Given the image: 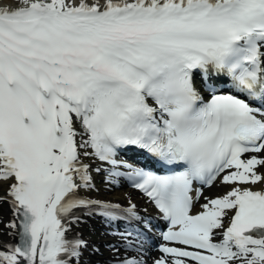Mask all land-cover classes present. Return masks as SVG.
<instances>
[{"label": "snow or ice", "instance_id": "6c2138e0", "mask_svg": "<svg viewBox=\"0 0 264 264\" xmlns=\"http://www.w3.org/2000/svg\"><path fill=\"white\" fill-rule=\"evenodd\" d=\"M18 3L0 7V264H90L72 233L93 215L126 223L116 264H148L155 225L136 205L82 195L92 158L128 168L105 182L127 175L166 222L151 264H264L249 187L264 182V0ZM128 151L166 174L116 159ZM217 178L228 191L192 214L194 185Z\"/></svg>", "mask_w": 264, "mask_h": 264}, {"label": "bare ground", "instance_id": "6f19581e", "mask_svg": "<svg viewBox=\"0 0 264 264\" xmlns=\"http://www.w3.org/2000/svg\"><path fill=\"white\" fill-rule=\"evenodd\" d=\"M10 1H11V0H9L8 3H10ZM92 164H93L94 167L97 166L96 163H94V162H92ZM259 171H260L261 173H264V168H260ZM257 185H260L262 188H264V183H263V182H262V183H259V184H257ZM257 185H255V186H251V185H249V187L255 188ZM214 189H215V190L212 191V192H211L210 190L205 192L206 195L208 196V198H216V197H219V196L224 195V194L226 193V191H228L229 186H225V185L221 184V182H219L218 185L214 187ZM116 193H118V194H123V191H119V190H117ZM199 202H200V203H203L201 198H200V201H199ZM198 208H199V207H198ZM2 216H3V218L5 219V221L10 217V213L7 211V206H5V212L2 214ZM2 228H3V227H2ZM9 239H10V238H9L8 236H4L3 239H0V240H5V241H7V240H9ZM155 257H156V256H155L154 254H151V255L149 256L148 260H149V263H150V264H151L152 259L155 258Z\"/></svg>", "mask_w": 264, "mask_h": 264}, {"label": "rangeland", "instance_id": "374dc122", "mask_svg": "<svg viewBox=\"0 0 264 264\" xmlns=\"http://www.w3.org/2000/svg\"><path fill=\"white\" fill-rule=\"evenodd\" d=\"M0 1H4V0H0ZM103 194H105V192H101ZM105 195H108V194H105ZM5 212V206H0V215H2L3 213ZM3 225L0 224V229H2ZM2 236H0L1 238Z\"/></svg>", "mask_w": 264, "mask_h": 264}]
</instances>
